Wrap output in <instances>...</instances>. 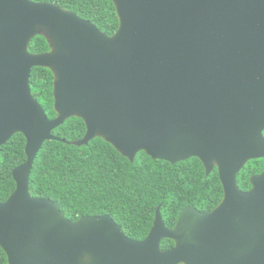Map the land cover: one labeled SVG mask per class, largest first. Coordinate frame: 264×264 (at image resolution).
Returning a JSON list of instances; mask_svg holds the SVG:
<instances>
[{
  "label": "water",
  "instance_id": "1",
  "mask_svg": "<svg viewBox=\"0 0 264 264\" xmlns=\"http://www.w3.org/2000/svg\"><path fill=\"white\" fill-rule=\"evenodd\" d=\"M112 1L120 27L109 36L55 4L0 0V148L27 139L16 191L0 203L9 264H264V172L248 191L238 183L264 158V0ZM38 35L50 51L30 52ZM35 67L54 73V119L33 96ZM74 116L87 132L73 144L102 137L131 161L145 151L173 164L199 158L207 174L217 167L221 203L184 209L173 228L158 207L143 240L110 215L71 221L29 185L45 142H67L53 131Z\"/></svg>",
  "mask_w": 264,
  "mask_h": 264
},
{
  "label": "trees",
  "instance_id": "2",
  "mask_svg": "<svg viewBox=\"0 0 264 264\" xmlns=\"http://www.w3.org/2000/svg\"><path fill=\"white\" fill-rule=\"evenodd\" d=\"M58 5L91 21L100 30L113 36L120 27L117 8L112 0H32ZM44 35L36 36L29 45L32 53L50 51ZM54 73L46 67L32 70L30 84L33 96L44 107L48 117L58 116L55 110ZM87 127L82 118L71 117L53 134L65 139L48 140L38 153L30 176V193L35 198L56 202L73 222L86 216L110 215L122 226L126 235L143 240L150 233L161 207L164 222L173 228L180 213L195 207L202 212L216 208L224 197L218 168L207 174L199 158L176 164L156 160L145 151L134 161L121 154L111 143L96 137L88 145L71 142L82 140ZM27 139L16 134L0 148V203L16 191L14 170L27 160ZM264 172V158L249 161L238 175L242 190L252 188L253 175ZM163 249L174 247L169 239ZM0 264H9L0 246Z\"/></svg>",
  "mask_w": 264,
  "mask_h": 264
},
{
  "label": "flooded vegetation",
  "instance_id": "3",
  "mask_svg": "<svg viewBox=\"0 0 264 264\" xmlns=\"http://www.w3.org/2000/svg\"><path fill=\"white\" fill-rule=\"evenodd\" d=\"M174 245H175V244H174ZM88 261H89L88 256H83V257H82V262L87 263ZM180 264H184V263H180Z\"/></svg>",
  "mask_w": 264,
  "mask_h": 264
},
{
  "label": "rangeland",
  "instance_id": "4",
  "mask_svg": "<svg viewBox=\"0 0 264 264\" xmlns=\"http://www.w3.org/2000/svg\"><path fill=\"white\" fill-rule=\"evenodd\" d=\"M39 32H40L41 34H46V35H48V34H47V31H46L45 29H43V28H40V29H39Z\"/></svg>",
  "mask_w": 264,
  "mask_h": 264
}]
</instances>
